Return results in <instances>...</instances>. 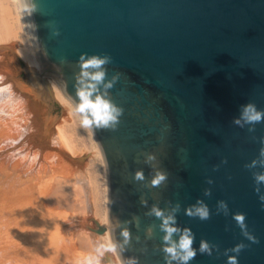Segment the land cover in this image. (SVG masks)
<instances>
[{
  "label": "water",
  "instance_id": "water-1",
  "mask_svg": "<svg viewBox=\"0 0 264 264\" xmlns=\"http://www.w3.org/2000/svg\"><path fill=\"white\" fill-rule=\"evenodd\" d=\"M37 2L38 13H24L35 58L75 105L76 62L81 53L110 54L113 63L107 78L122 73L111 89L113 101L125 108L119 129H91L105 163L109 243L122 240L114 227L116 219L138 217L139 227L135 221L127 225L133 247L114 252L121 263L135 255L139 264H165L158 250L163 235L160 220L145 213L153 204L167 209L169 202H180L177 222L192 228L194 247L199 248L201 239L220 246V254L198 253L190 264H226L224 249L241 241L248 246L239 254V264H264V206L254 191L251 172L244 168L261 145L246 129L232 124L240 105L254 101L264 108V0ZM49 21L57 22L60 37H51ZM61 58L68 63L61 64ZM166 124L171 131L162 133ZM254 135L264 136V124L257 125ZM143 151L158 152L160 166L169 172L166 188L150 191L132 182L130 174L138 168L149 180L153 174L136 161ZM225 157L227 164H221ZM215 165H220L218 171H213ZM208 177L214 184H207ZM207 187L211 197L203 196ZM141 197L148 201L147 207L141 205ZM198 198L209 205L211 219L200 221L184 214ZM219 200L228 202L229 215L216 214ZM235 212L246 213L248 230L258 243L242 235L232 219ZM152 224L157 226L156 237L145 240L144 230ZM145 247L146 254L140 251Z\"/></svg>",
  "mask_w": 264,
  "mask_h": 264
},
{
  "label": "bare ground",
  "instance_id": "bare-ground-1",
  "mask_svg": "<svg viewBox=\"0 0 264 264\" xmlns=\"http://www.w3.org/2000/svg\"><path fill=\"white\" fill-rule=\"evenodd\" d=\"M15 1L24 34H15L16 43L0 44V264H87L97 249L107 254L101 242L109 244L104 159L92 130L81 133L73 101L37 62L22 0ZM9 19L0 15V41L19 29ZM16 66L26 80L17 77ZM59 104L61 119L48 109ZM81 145L91 149L89 164L88 156L67 152ZM107 256V264H122L114 252Z\"/></svg>",
  "mask_w": 264,
  "mask_h": 264
},
{
  "label": "clouds",
  "instance_id": "clouds-1",
  "mask_svg": "<svg viewBox=\"0 0 264 264\" xmlns=\"http://www.w3.org/2000/svg\"><path fill=\"white\" fill-rule=\"evenodd\" d=\"M22 11L27 16H32L40 11L37 0H23ZM48 27L50 28L51 37H60L61 28L56 21H49ZM29 28L35 30V24H29ZM68 63L67 58H61V64ZM113 63V58L110 54H91L87 52L81 53L76 66L79 71L75 74L76 89L75 96L79 101L74 107V113L80 117V125L84 129H93L96 131H117L122 123V117L125 114V108L117 104L111 98V89L120 81L122 73L115 72L111 79H108V67ZM232 124L246 129L251 134V139L258 142L261 147L259 148L258 155L250 162L244 164V168L249 170L252 174L254 181V191L258 195V199L264 206V136L257 137L254 134L257 130V125L264 124V108H259L254 101H248L240 105L239 115L234 117ZM163 132L171 131V125L166 124ZM181 152H187L186 149H180ZM136 161L142 162L153 170L151 179L149 180L142 168H138L131 175V180L134 183L142 184L148 190L166 188L169 180V172L163 169L159 154L157 151H143L137 154ZM225 157L221 164H227ZM220 165L213 166V171H218ZM207 184H214L211 177L207 178ZM203 196L211 197L212 189L207 187L203 191ZM140 203L142 206L147 207L148 201L141 197ZM167 209H162L158 204H153L147 216H154L160 220L159 232L163 233L160 237V245L158 250L163 253L165 264H190L199 254L212 256L214 253L220 254V246L216 243L210 242L207 239H201L199 248L194 247L196 234L191 227H181L177 222V213L181 210L180 202L171 204ZM230 209L226 200H219L216 204V214L221 213L225 216L229 215ZM184 214L190 218L198 219L200 221H207L212 217V211L209 205L202 198H198L196 202L184 209ZM232 219L236 222L237 226L241 229L242 235L251 243H258V237L248 230L246 224V213L235 212L232 213ZM133 221L139 227L138 217H133ZM133 221H120L118 219L114 222V227L120 230L122 240L117 244L109 243L105 246L109 252H116L119 250L121 253L133 247V237L127 227ZM155 224L149 225L145 231V240H152L156 237ZM135 241L140 243V237L136 236ZM243 241L235 244L231 248L224 249L223 255L227 256L226 264H239V254L247 247ZM147 253L148 249L142 248L140 250ZM98 256L89 258L87 264H100L99 257L102 255L97 249ZM233 253V254H229ZM124 264H139L138 256H128Z\"/></svg>",
  "mask_w": 264,
  "mask_h": 264
},
{
  "label": "rangeland",
  "instance_id": "rangeland-1",
  "mask_svg": "<svg viewBox=\"0 0 264 264\" xmlns=\"http://www.w3.org/2000/svg\"><path fill=\"white\" fill-rule=\"evenodd\" d=\"M8 1H11L12 2V4H13V10H12V14L11 13H8L9 12V5H8ZM2 2V3H1ZM0 15L1 14H4V16L6 17V19H7V22H9V18H14L15 19V22H19V29H18V31H13L12 32V36H10V37H8V38H6V39H4V40H2V41H0V44H2L3 42V44H11V43H16L17 41H18V39L19 38H17L16 36L18 35V33H20V32H22L23 34H24V32H23V24H22V21H21V17H20V11H19V9H18V7H17V3H16V1L15 0H0ZM3 5V6H2ZM14 33V34H13ZM15 34H16V36H15ZM23 37H24V35H23ZM16 38H17V40H16ZM16 41H15V40ZM24 39H25V37H24ZM13 40V41H12ZM10 41H12V42H10ZM15 41V42H14ZM6 42V43H5ZM26 64V63H25ZM17 68H18V71H17V77L18 78H20V79H24V80H26L28 77H26V72L25 71H22L20 68H19V66H16ZM40 88H41V86H40ZM41 90H43V88L41 89ZM48 109H50V113H52V115L53 116H57V117H59L60 119L62 118V116L64 115L63 114V110L64 109H62V107L60 106V104L59 105H54V107L51 109V107L50 106H48ZM79 123H80V119H79ZM56 124V123H55ZM88 131L86 130V129H84L83 128V130H82V128H81V133L82 134H84V135H87L88 136V133H87ZM86 133V134H85ZM39 140H41V141H43V142H46V145H47V139L45 140L44 138L43 139H39ZM38 140V143H42V142H40ZM81 147V149H79L76 153H72L71 151H67L70 155H73L74 157H86V156H88L85 160H84V163H86V161H88V164H89V162H91L92 161V158L91 157H89V154L91 153V149H85V146L84 145H81L80 146ZM76 154H77V156H76ZM84 154V155H83ZM72 156V157H73ZM86 165V164H85ZM81 167H84V169H86V170H88V167H89V165H87V167L86 166H81ZM85 170V171H86ZM85 171L83 170V174H85ZM79 173V172H78ZM104 179H105V181H104ZM101 190L103 191V194L105 193V191H106V176L104 175V173L102 172V182H101ZM103 197L105 198V196L103 195ZM103 213H104V211H103ZM93 218L95 217L94 215L92 216ZM96 221L98 220L99 221V216H96L95 218H94ZM91 224V225H90ZM89 224V226L91 227L92 225L94 226V224H92V223H90ZM94 228H96V227H94ZM96 229H99V227H97ZM101 245H102V249H103V251L105 250V253H109V251H107L106 250V248H105V246H104V243L103 242H101ZM107 254H103L101 257H100V259H102V262H104V264H107L108 263V256H107Z\"/></svg>",
  "mask_w": 264,
  "mask_h": 264
}]
</instances>
